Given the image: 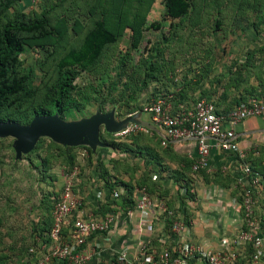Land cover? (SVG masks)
Returning <instances> with one entry per match:
<instances>
[{
	"label": "rangeland",
	"instance_id": "374dc122",
	"mask_svg": "<svg viewBox=\"0 0 264 264\" xmlns=\"http://www.w3.org/2000/svg\"><path fill=\"white\" fill-rule=\"evenodd\" d=\"M184 2L187 9L175 17L169 12V0H0V24L17 26L41 19L47 32L45 37L17 33L22 51L13 69L27 76L26 86L14 101L3 105L0 116L24 126L39 108L50 110L48 96L57 84L58 60L79 50L96 23L108 35L96 57L88 51L67 68L75 77L74 89L52 114L63 122L76 126L108 114L113 122H120L132 113H137V120L139 115L147 119L141 111L145 103L162 97L183 104L192 97L198 99L201 93H195L204 84L218 88L234 60L247 64L238 60L259 48L245 44L257 38L256 30L247 28L251 21L245 23L241 12L246 2ZM141 135H130L135 148L141 144ZM97 139L110 147L117 138L101 124ZM12 142L11 137L0 138V264H27V260L37 264L39 256L28 250H38L37 245L43 244L36 236L49 218L52 203L73 169L92 163V149L62 146L40 136L29 152L16 157ZM200 175L213 187L201 190L199 205L205 202L213 207L211 227L223 228L224 214L232 216L237 211L234 195L225 192V179ZM176 192L173 201L177 204L197 202L192 186ZM168 209L177 214V209ZM234 221L225 220V230H232L230 224L234 230Z\"/></svg>",
	"mask_w": 264,
	"mask_h": 264
},
{
	"label": "crops",
	"instance_id": "0c3cea01",
	"mask_svg": "<svg viewBox=\"0 0 264 264\" xmlns=\"http://www.w3.org/2000/svg\"><path fill=\"white\" fill-rule=\"evenodd\" d=\"M245 2L241 7V12L245 13V23L251 21V25L247 28L255 29L257 36V38L253 37V40L245 41V44H250L252 47L259 46V48H255L248 58L245 55L238 60L239 62L244 59L247 64H237L234 60L231 70L226 71L228 74L221 80L218 88H215V84L212 88L204 84L202 89L195 93V95L201 93L200 97H196L198 99L194 100L192 97L183 104H179L190 107L197 100L204 98L212 101L216 109L224 113L248 98L264 99V60L262 58L264 55V0H245ZM138 121L142 124H149V117L143 119L139 115ZM224 128L234 131L238 147L245 152V158L241 162L248 164L253 171L264 176V113L243 120L235 126L225 124ZM141 134V144L137 148L131 139L117 138L115 140L131 147L126 152L106 145L94 148L89 154L92 163L74 168L69 178L72 182L73 194L80 202L74 215L82 218L88 215L98 218L109 216L114 221L108 234L92 236L88 241L87 246L93 247L96 255L87 264H110L115 252L125 245L129 246L142 235L161 238V234L169 228L168 218L172 219V216H175L168 208L177 209L176 216L185 220L186 239L196 243L200 242L199 244L211 250L220 249L222 247L220 241L230 239L241 227L239 192L236 186V179L239 175L238 165L233 156L212 151L209 156V170L192 172L190 166L195 156L193 141H169L166 146L162 147L160 146L162 138L160 133ZM131 144L133 145L130 146ZM79 155L84 157V154ZM202 173L207 175V178L217 175L218 178L225 179L227 187L225 192L234 195V200L237 202L235 214L232 216L224 214L223 219H220L223 228L220 225L219 229L211 227L210 216L214 215L213 207L205 202L199 205L201 190L213 187V183L207 184L203 180L200 175ZM183 186H192L197 196L196 203L186 200L180 205L173 201L174 194H177L176 190ZM217 188L220 190V187ZM142 190L162 204L147 212V215L151 217L148 226L142 224L140 226L138 213H133L131 217L127 215V212L133 209L134 200ZM254 200L255 214L264 222L263 183L256 189ZM129 201L133 205L131 208H129L131 206L128 204ZM206 213L209 217L204 215ZM200 217L205 219L206 223ZM232 219L235 220L234 230L231 224L228 227H231L233 231L225 230V220ZM240 250L245 251L244 246H241ZM25 263L31 264L28 260ZM49 264L55 263L50 261ZM242 264H244L243 259Z\"/></svg>",
	"mask_w": 264,
	"mask_h": 264
},
{
	"label": "built area",
	"instance_id": "2783aa9c",
	"mask_svg": "<svg viewBox=\"0 0 264 264\" xmlns=\"http://www.w3.org/2000/svg\"><path fill=\"white\" fill-rule=\"evenodd\" d=\"M262 58L264 60V55ZM141 111L148 115L153 130L128 123L113 136L122 139L138 132H158L162 136V147L169 141L191 140L195 147L194 160L190 166L192 172L209 170L212 151L234 157L239 174L236 186L241 227L230 239L220 241V249L211 250L186 239V222L175 215L172 219L168 218L169 228L161 234V238L138 237L129 246L125 245L115 252L110 264H242V259L244 264H264V222L254 211V193L261 183L264 184V176L241 162L245 152L238 147L234 131L224 128L225 124L235 126L243 120L262 115L264 99L251 97L222 113L212 101L204 98L185 107L171 99L159 97L145 103ZM161 205L159 200L152 199L142 190L127 215L131 217L133 213H138L140 226H148L151 217L147 212ZM79 206L80 202L72 191V182L68 179L52 203L50 227L44 234L48 243L40 245L38 250H28L35 258L39 256L37 264H49L50 261L55 264H87L96 255L95 249L87 246L88 241L92 236L108 234L114 221L109 216L77 217L74 212ZM241 246H244L245 251L240 250Z\"/></svg>",
	"mask_w": 264,
	"mask_h": 264
},
{
	"label": "trees",
	"instance_id": "16d2710c",
	"mask_svg": "<svg viewBox=\"0 0 264 264\" xmlns=\"http://www.w3.org/2000/svg\"><path fill=\"white\" fill-rule=\"evenodd\" d=\"M184 1L186 0H169L170 14L176 17L185 12L187 6ZM93 30L84 39V42L79 50L69 51L58 60L57 71L59 76L57 84L48 96L50 110L39 108L35 114L47 116L54 114V112H58L57 106L59 103L70 96L74 89L72 83L75 77L69 70H67V68L78 63L88 51L92 52L93 58L96 57L99 54L101 47H103L102 45L108 35V33L103 29L102 24L96 23ZM19 32L36 33L38 37H45L47 35L43 25V20L41 19L35 20L31 23H20L17 26L0 24V113L3 105L6 102L10 103L11 101H14L17 96L21 95L26 86L27 76L19 75L13 69L16 55L22 51V43L20 38L17 36V33ZM173 101L178 104L177 100ZM4 121L12 120L2 118L0 116V122ZM127 138L130 139V135L124 139ZM108 145L111 148L119 149L124 152H126V150H130V147L127 144L116 142L114 140ZM128 204L131 205L129 208L133 206L131 201H129ZM49 227L50 218L44 219V224L42 228L39 229L38 235L36 236L45 244L48 243V240L44 237V234L49 230Z\"/></svg>",
	"mask_w": 264,
	"mask_h": 264
},
{
	"label": "water",
	"instance_id": "95a60500",
	"mask_svg": "<svg viewBox=\"0 0 264 264\" xmlns=\"http://www.w3.org/2000/svg\"><path fill=\"white\" fill-rule=\"evenodd\" d=\"M133 116H127L120 122H113L111 114L90 118L87 121L71 126L56 115H36L27 125L21 126L15 122H0V138L11 137L13 139L12 148L18 157L21 153L29 152L38 137L44 136L62 146L87 145L93 150L96 145L102 146L98 142V128L104 124L105 131L118 132L128 123L140 124L152 129L150 124H142Z\"/></svg>",
	"mask_w": 264,
	"mask_h": 264
}]
</instances>
